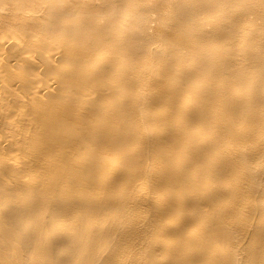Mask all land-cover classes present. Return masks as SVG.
<instances>
[{
	"label": "bare ground",
	"instance_id": "obj_1",
	"mask_svg": "<svg viewBox=\"0 0 264 264\" xmlns=\"http://www.w3.org/2000/svg\"><path fill=\"white\" fill-rule=\"evenodd\" d=\"M0 264H264V0H0Z\"/></svg>",
	"mask_w": 264,
	"mask_h": 264
}]
</instances>
